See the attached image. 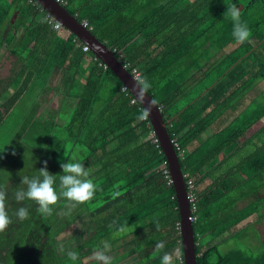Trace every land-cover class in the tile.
<instances>
[{"label":"trees","instance_id":"1","mask_svg":"<svg viewBox=\"0 0 264 264\" xmlns=\"http://www.w3.org/2000/svg\"><path fill=\"white\" fill-rule=\"evenodd\" d=\"M14 1L19 17L6 42L20 61L14 69L17 88L3 102L0 97V186L7 190L13 223L0 233V264H87L83 258L104 242L111 245L112 264H161L163 252L182 251L180 214L166 157L148 118L139 119L145 110L94 53L76 45L74 34L64 36L55 30L49 13L34 0H0V28L7 4ZM59 3L79 21L86 19L91 32L128 71L136 69L138 77L151 84L147 92L156 101L170 138L183 150L174 146L186 188L196 198L192 211L196 264H264V251L251 256L240 248L219 250L220 241L237 236L239 228L253 222L254 213L256 219L263 218L264 198L258 193H264V89L260 102L253 98L204 137L225 112L236 110L254 82L264 79V0ZM233 5L251 31L243 44L234 40L226 12ZM19 28L24 34L17 41L12 30ZM55 70L60 71L59 79L49 84ZM62 87L69 98L61 108L65 120L37 114L43 102L37 92H61ZM20 148L42 154L53 175L62 174L60 164L77 152L80 162L91 169L97 186L94 199L66 215L67 201L61 198L51 216L24 201L29 218L17 220L14 212L22 205L13 193L24 187L22 176L38 175L23 165L6 167ZM62 154L64 160L58 162ZM58 184L57 176V191ZM116 190L122 195L113 199ZM248 197L254 200L238 206ZM244 220V226L237 227ZM79 221L87 235L79 231L77 243L65 241L61 248L57 236ZM120 225H128L129 231L113 239ZM159 241L165 248L154 255ZM69 251L79 254L77 261L68 257ZM174 260L184 264L183 255Z\"/></svg>","mask_w":264,"mask_h":264},{"label":"clouds","instance_id":"2","mask_svg":"<svg viewBox=\"0 0 264 264\" xmlns=\"http://www.w3.org/2000/svg\"><path fill=\"white\" fill-rule=\"evenodd\" d=\"M226 12L233 22L232 35L234 40L238 44L248 42L251 37V31L246 23L241 22L239 8L233 5L230 8H227ZM49 15L57 20L50 13ZM84 21L87 22L86 19H83L82 21H80V23L91 31V27L88 25V22L86 25H84ZM60 24V28L59 24H56L54 26L55 28L59 29H54L71 33L69 29L65 28L62 25L61 22ZM75 37L76 40L78 39L77 41L74 40L77 46L81 45V47H83V45H86L77 36ZM88 50H90L89 47ZM132 78V90L134 95L136 96V99L142 103H145L146 93L151 87V84L147 81L146 78L143 77ZM152 103H154V101ZM150 111L151 107L148 104L146 110L142 112L139 119L147 118L150 114ZM13 155H15V153H13ZM67 158V163L60 164V167L62 169V174L60 175L51 174L48 171V162L44 161V166L38 170V175L31 177L25 175L21 177L20 185H23L24 187L17 188L13 193L15 202L22 205L18 207L14 212V216L17 218V220L22 222L29 218V208L27 206H23L24 201L34 202L38 206L37 211L41 215L51 216L54 211V206H56L60 202L61 198L67 201L66 206L69 208V212L65 213L66 215L70 214L71 209H74L77 205L87 204L94 199L97 191V186L91 178V169L88 167L86 168L84 163L80 162L77 152H73L72 155ZM57 176L59 177V191H57L56 186ZM120 195H122V193L119 190H116L112 193V198H118ZM6 200L7 190L0 186V233H4L13 223V220L9 216V212L7 210ZM156 230H159V225H156ZM128 231V225H120L116 228L115 231H113L112 238L116 239L118 237H121L127 234ZM60 247L63 248V245L61 244ZM164 248V241L157 242L155 244L153 254L155 255L157 253H161ZM110 251L111 245L108 242H104L102 248H99L93 252L92 259L96 261L97 264H112V257L108 254ZM67 255L72 261H77L79 258V254L75 251H69ZM182 255L183 253L179 248L175 249L171 253L163 252V254L160 256L161 264H175L174 256L175 258H180L182 257Z\"/></svg>","mask_w":264,"mask_h":264},{"label":"water","instance_id":"3","mask_svg":"<svg viewBox=\"0 0 264 264\" xmlns=\"http://www.w3.org/2000/svg\"><path fill=\"white\" fill-rule=\"evenodd\" d=\"M42 6L43 9L53 15L62 25L69 29V31L77 36L82 42L88 45L90 51L94 53L102 63L116 75V77L127 87L129 92L134 96L132 86L134 77L123 62L119 60L113 51L100 41L88 28L83 26L80 21L71 15L64 6L59 4L56 0H35ZM137 100V99H136ZM138 101V100H137ZM154 101V103H152ZM140 105L146 110L148 104L151 107L148 120L152 126L153 132L157 137L159 146L163 151L168 164L169 173L172 179L175 196L177 199L179 214H180V235L181 246L184 264H196V251L193 224L190 221L191 210L187 200V192L184 174L181 170L178 155L171 142V138L166 128V123L163 120V115L151 95L146 93L145 103L138 101Z\"/></svg>","mask_w":264,"mask_h":264},{"label":"rangeland","instance_id":"4","mask_svg":"<svg viewBox=\"0 0 264 264\" xmlns=\"http://www.w3.org/2000/svg\"><path fill=\"white\" fill-rule=\"evenodd\" d=\"M14 9V7H12V9L10 10V12ZM16 20V19H15ZM10 30V25H9V29ZM8 34L7 31L3 30V32L1 33V35H6ZM19 40V38L17 39V41ZM17 41H13V43H17ZM18 44H21L20 42ZM9 65H6V67H8ZM19 69V66H18ZM3 78V77H1ZM0 84H4V82L2 81V79L0 80ZM36 84V83H35ZM34 84V85H35ZM253 87L247 92V94L245 95V97L240 101V104L238 105V107L236 108V110L231 111L230 109L224 113L223 116H221L216 122L214 123L213 128H211L212 131L216 130L218 128V125L221 124V121L223 123V117H225L226 115H229V119L232 118L238 111H241L243 108H245V106H247V104L253 99L256 98V101L260 102L263 99L262 96V91L264 89V79L262 80H257L256 82L253 83L252 85ZM193 91L195 89V86H191ZM63 90V87L61 88ZM61 90V91H62ZM60 91H54V90H50V91H46L45 93H43V103L40 104V106L38 107L37 110V114L39 113V115L42 114H46L48 113V116L50 118H53L54 114L53 112H56V108H58V102H59V97L60 95ZM65 93V92H64ZM106 93H108V91H104L103 94L105 95ZM41 96V94L39 95V97ZM67 96V93H65V97ZM42 99V98H41ZM67 98L64 101V104L67 103ZM183 99H178V102L181 103ZM177 102V103H178ZM173 106L169 107L168 110H170ZM53 109V112L51 114L50 109ZM61 119H63V117L60 116ZM65 120V119H64ZM62 124V123H60ZM59 124V125H60ZM62 128V126L60 127ZM65 128H62V130H64ZM37 141V140H36ZM35 145H37L36 143H34ZM68 146H70V141L68 142ZM2 145H0V149H1ZM20 151V153H18L16 155L15 158L12 159V162H9V164L6 166L7 168L10 169H20L21 165L25 166L24 169H30V170H39L40 168L43 167V155L40 153H36V151H33V153H31L30 150L26 151L24 148H20L18 149ZM32 154V155H30ZM58 162H62L64 160V154H62L61 156H59V159H57ZM30 161V162H29ZM7 164V163H6ZM16 169V170H17ZM28 169V170H29ZM15 170V171H16ZM262 191H264V186H262ZM264 198V195L262 196ZM254 200V197H248L246 200L240 201L238 203V206H243L247 203V201H252ZM257 214H259V212H257ZM240 232L237 234V236L233 237L232 239L227 240L226 242H222L220 241L219 243V250L222 252H226L229 250H233L236 248H240L244 251H246L245 253L251 256H258L260 255L263 251H264V246H263V241H264V230L263 232L260 231L259 228L256 227V225H248L244 228H239ZM81 232V235L83 237H85L87 235V231L83 228H81L80 226V221L76 222L75 224L70 225L68 228H66L62 233H60L57 236V244H62L65 241H69V243H71L72 241H74V243H77V241H79V233L77 234V232ZM74 239V240H73ZM103 245V243H102ZM92 256H93V252L90 253L87 257L83 258L84 262L89 264V262H92ZM120 264H127V261H122Z\"/></svg>","mask_w":264,"mask_h":264},{"label":"crops","instance_id":"5","mask_svg":"<svg viewBox=\"0 0 264 264\" xmlns=\"http://www.w3.org/2000/svg\"><path fill=\"white\" fill-rule=\"evenodd\" d=\"M35 2L38 3L37 1H35ZM7 5H9L8 13L2 22V27L0 28V80L2 79V81L4 82V84H2V85L0 84V97H1L2 102H3V100H5L4 98L9 97V95L11 93H13L17 88V86H14V80L16 78L15 74H17V72L15 73L14 69L17 66V63L20 62L17 54H15L13 51H11L12 46L8 45V43L6 42V35H3V36L1 35L3 30L10 32V30L8 31L9 25L11 27V24L13 22H15V19L17 17H19V11L16 9V1H14V3H10ZM12 7H14V9L10 12ZM13 32L14 31L12 30V34H16L15 40H17L19 38V36H21V34H24V30L22 28H19L16 33H13ZM60 34L67 36L68 32L60 31ZM84 58H85V60H84L85 62H83V65H84V67H86V65L89 63V57L85 56ZM6 65H9V66L6 67ZM59 72H56V70H55V74H53L50 77V79L48 80L49 84L58 81ZM1 77H3V78H1ZM46 91L47 90H44L42 92L41 91L37 92L36 96L41 94L40 98H42V100H43V97H44L43 93H45ZM60 95L61 96L59 97V102H58V106H57L58 108H56L57 109L56 112L55 111L53 112L54 108L50 109L51 114H52V112L54 114L53 119L56 121H60V120L64 121V119H61L60 116L63 118L65 117V116H63L65 113L61 114V108H62L63 103H64V98H66L63 90L61 91ZM47 115H48V113H47ZM214 123H217V122H214ZM214 123L210 128L207 129V132L204 134V137H208L211 134V132H212L211 128H213ZM263 195H264V193H258L259 197H262ZM261 211L263 212V218L262 219H256V213H254L252 215L254 219L252 218L253 222L250 223V225H252V226L256 225V227L259 228L261 232H263V230H264V207L261 208ZM247 222L248 223L250 222L249 218H248ZM245 223H246V221L244 220V221L240 222L237 227L244 226L243 224H245ZM263 246H264V241H263Z\"/></svg>","mask_w":264,"mask_h":264},{"label":"built area","instance_id":"6","mask_svg":"<svg viewBox=\"0 0 264 264\" xmlns=\"http://www.w3.org/2000/svg\"><path fill=\"white\" fill-rule=\"evenodd\" d=\"M57 1H58V2H62L63 0H57ZM50 19H51V21L53 22V26H55L56 24H59V25H60L59 28L61 27L60 22H58L57 20H55V19L52 18V17H50ZM86 24H87V22L84 21V25H86ZM54 28H55V27H54ZM59 28H55V29H59ZM75 41H77V40L75 39ZM82 48H83L84 51H87V50H88V46H86V45H83ZM101 63H102V62H101ZM102 64L104 65V67H107L106 64H104V63H102ZM124 65H125V64H124ZM125 67H126V65H125ZM132 74H133L134 77H138V75H139V73L137 72L136 69H133V70H132ZM126 88H127L126 86H123L122 89L125 90ZM155 140H157V139H155ZM171 142H172L173 146H175V147L180 151V153L183 152V150H180V147L178 146L177 142H176L174 139H171ZM188 186H189V187L192 186V185H191V181H188ZM187 198H188L189 202L191 203L192 208L195 209V196H194V194H193L191 191L188 192V194H187Z\"/></svg>","mask_w":264,"mask_h":264},{"label":"bare ground","instance_id":"7","mask_svg":"<svg viewBox=\"0 0 264 264\" xmlns=\"http://www.w3.org/2000/svg\"><path fill=\"white\" fill-rule=\"evenodd\" d=\"M168 176H169V182L172 183V179H171V175H170V173H169V169H168ZM184 176H185V175H184ZM185 185H186V181H185ZM186 192H187V194H188V192H189V190H187V188H186ZM186 197H187V195H186ZM195 199H196V198H195ZM187 200H188V198H187ZM188 203H189L190 210H191L190 221L192 222L193 219H194V216L192 215V211L195 210V209L192 208V205H191V203L189 202V200H188Z\"/></svg>","mask_w":264,"mask_h":264}]
</instances>
